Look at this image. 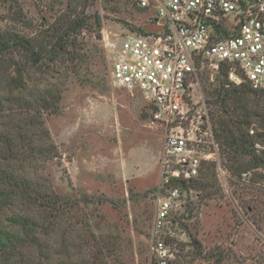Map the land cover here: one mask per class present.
Here are the masks:
<instances>
[{"label":"rangeland","instance_id":"rangeland-1","mask_svg":"<svg viewBox=\"0 0 264 264\" xmlns=\"http://www.w3.org/2000/svg\"><path fill=\"white\" fill-rule=\"evenodd\" d=\"M112 1L109 6L95 0L84 11L97 13L101 20L100 38L90 31L80 36L99 52L88 71L92 83L57 75L52 69L50 74H42L40 68L33 70L38 85L49 81L61 90L58 112L42 118L53 143V158L36 168L57 191L94 202L82 213L90 215L98 234L117 240L119 260L115 264H156L151 232L163 131L148 126L140 94L130 95L111 84L110 52L104 48L103 35L116 44L126 33L140 34L137 28L145 32L158 29L151 24L152 8L143 10L135 0ZM125 1L129 2L126 7L122 5ZM67 2L0 0V32L40 38L66 11ZM3 58L23 59L17 50ZM216 75L205 73L192 93L198 108L207 115L212 110L208 93ZM249 129L255 131L254 142L264 145L258 137L261 129L255 124ZM219 164L218 169L215 165L216 194L208 198L194 192L187 197L184 209L177 212L179 227L174 231L178 237L168 244L174 254L171 264H264V182L251 185L253 171L235 177ZM261 173L264 177V168Z\"/></svg>","mask_w":264,"mask_h":264},{"label":"trees","instance_id":"trees-1","mask_svg":"<svg viewBox=\"0 0 264 264\" xmlns=\"http://www.w3.org/2000/svg\"><path fill=\"white\" fill-rule=\"evenodd\" d=\"M94 2L69 0L66 11L41 31L40 38L0 32V264H113L119 260L117 240L98 234L90 215L82 213L94 202L57 191L36 168L53 158V143L42 118L58 112L61 90L49 81L38 85L33 70L50 74L52 69L57 75L92 83L88 71L99 52L80 36L90 31L100 38V16L84 13ZM15 50L23 59L3 58ZM99 81L96 77V84ZM212 86L209 115L221 164L235 177L253 171L250 184L263 183L264 159L254 151L248 131L255 124L262 131L258 137L264 140V90L254 91L246 83L233 85L227 66L220 67ZM215 165L206 163L188 188L208 198L215 195L219 190ZM191 241L198 245L194 237Z\"/></svg>","mask_w":264,"mask_h":264},{"label":"built area","instance_id":"built-area-1","mask_svg":"<svg viewBox=\"0 0 264 264\" xmlns=\"http://www.w3.org/2000/svg\"><path fill=\"white\" fill-rule=\"evenodd\" d=\"M135 1L154 10L151 24L158 30L126 33L116 44L105 34L103 41L111 84L140 94L148 126L163 131L151 252L156 264H171L168 244L178 237L177 212L194 193L189 185L206 163L221 168L210 117L193 100V89L205 73L227 66L233 85L264 90V0ZM253 149L264 159V145L254 142Z\"/></svg>","mask_w":264,"mask_h":264}]
</instances>
